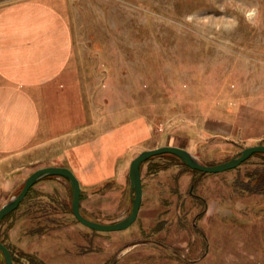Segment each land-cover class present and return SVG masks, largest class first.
<instances>
[{"label": "rangeland", "instance_id": "1", "mask_svg": "<svg viewBox=\"0 0 264 264\" xmlns=\"http://www.w3.org/2000/svg\"><path fill=\"white\" fill-rule=\"evenodd\" d=\"M60 1L72 36L69 79L79 81L84 118L47 152L33 151L35 161L26 154L22 178L44 165L78 163L81 211L111 223L131 210L128 167L142 150L175 145L219 163L264 144L247 140L250 112L264 110V0ZM92 142V156L109 143L117 151L111 156L124 158L125 174L93 182L91 167L73 152ZM150 166L165 169L152 173ZM259 172L264 153L196 174L192 185L180 160L155 155L141 165L136 220L111 232L75 219L70 184L58 176L51 191L33 187L0 224V236L12 264H264V195L241 189L264 190L254 179ZM18 217L26 227L20 235L9 232ZM31 227L43 233L30 234Z\"/></svg>", "mask_w": 264, "mask_h": 264}, {"label": "crops", "instance_id": "2", "mask_svg": "<svg viewBox=\"0 0 264 264\" xmlns=\"http://www.w3.org/2000/svg\"><path fill=\"white\" fill-rule=\"evenodd\" d=\"M71 37L60 0H0V198L30 174L20 175L26 154L33 155L29 162L35 161L38 155L33 151L47 152L51 142L73 133L83 121L79 81L69 79L75 70ZM54 87L64 89L55 94ZM248 117L254 128L247 140L264 139V110L252 109ZM92 144L77 146L73 152L77 162L91 167L93 182L125 174L127 167H120L124 158L111 156L117 151L109 143L104 145L106 151L101 143L93 147L101 148L97 156L88 150ZM78 166L71 163L68 168L81 186ZM53 177L39 180L34 187L42 193L51 191L49 181L58 176ZM10 228L9 232L20 235L25 222L18 217Z\"/></svg>", "mask_w": 264, "mask_h": 264}, {"label": "water", "instance_id": "3", "mask_svg": "<svg viewBox=\"0 0 264 264\" xmlns=\"http://www.w3.org/2000/svg\"><path fill=\"white\" fill-rule=\"evenodd\" d=\"M264 153V144H255L242 148L236 155L228 160L216 164H203L185 148L175 145H163L156 148L144 149L137 154L128 167V179L131 197V210L122 219L103 223L86 218L80 211V183L73 171L65 166H45L34 170L24 180L20 191L0 207V221L7 214L15 210L26 196L30 187L46 176H62L68 180L71 188V212L75 219L95 231L111 232L119 231L130 226L137 218L142 200L141 165L149 158L169 153L177 156L180 161L189 168L206 173H217L233 169L248 159L253 153ZM0 251L4 257V264H12L9 249L0 241Z\"/></svg>", "mask_w": 264, "mask_h": 264}, {"label": "trees", "instance_id": "4", "mask_svg": "<svg viewBox=\"0 0 264 264\" xmlns=\"http://www.w3.org/2000/svg\"><path fill=\"white\" fill-rule=\"evenodd\" d=\"M255 154H263L262 152H255V153H253L251 156H253V155H255ZM161 155H164V156H172V157H175L176 159H178V160H180L177 156H175V155H173V154H169V153H163V154H159L158 156H161ZM250 156V157H251ZM152 158V157H151ZM151 158H149L148 160H150ZM230 159V158H229ZM147 160V161H148ZM228 160V159H227ZM200 162H202L203 164H208V165H210V164H216V163H214V162H209V161H200ZM181 165L183 166V167H185V168H187V169H189L192 173H193V182H192V185L195 183V175L196 174H200V175H203V174H205L206 172H202V171H199V170H195V169H191V168H189L186 164H184V163H182L181 162ZM165 169V167L164 166H159V167H157V166H155V168H153V167H149V170H150V172H152V173H156V172H159V171H162V170H164ZM151 170H153V171H151ZM257 175H259L258 177H256V178H254L255 180L256 179H258L257 181H258V184L259 185H263L264 183V172H262L261 173V175H260V172L257 174ZM48 177H51V176H46V177H44V178H48ZM43 179V178H42ZM23 183V182H22ZM35 185V184H34ZM34 185L32 186V187H30V189L28 190V192H27V194H26V196L24 197V199L20 202V204L19 205H21L22 203H23V201H25V199H27L28 197H29V195H30V193H31V191L33 190V187H34ZM21 187H22V185H21ZM21 187H20V189H21ZM249 188V189H248ZM248 188H241V189H243L244 191H247V193L248 194H256V195H264V190H262V189H252L251 187H248ZM20 189H19V191H20ZM18 191V192H19ZM80 200H81V193H80ZM19 205H18V207H19ZM18 207L15 209V210H17L18 209ZM79 208H80V204H79ZM15 210H13L12 212H10L9 214H7L5 217H3V219L0 221V224L7 218V217H9V215L10 214H12ZM80 211H81V209H80ZM72 213V212H71ZM81 213L86 217V218H88V219H91V220H95V219H93V218H90V217H87L82 211H81ZM73 215V214H72ZM29 229V233H30V231L32 232L33 231V229H32V227L31 228H28ZM39 233H43V231H41V232H32V234H39ZM31 234V233H30ZM0 241L9 249V251H10V254H11V257H12V252H11V250H10V248L8 247V245L3 241V239L1 238V236H0Z\"/></svg>", "mask_w": 264, "mask_h": 264}, {"label": "bare ground", "instance_id": "5", "mask_svg": "<svg viewBox=\"0 0 264 264\" xmlns=\"http://www.w3.org/2000/svg\"><path fill=\"white\" fill-rule=\"evenodd\" d=\"M25 180V179H24ZM24 182V181H23ZM23 184V183H22Z\"/></svg>", "mask_w": 264, "mask_h": 264}]
</instances>
